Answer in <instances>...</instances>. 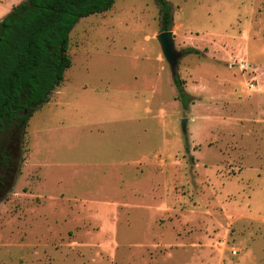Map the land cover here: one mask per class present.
<instances>
[{
    "label": "rangeland",
    "instance_id": "obj_1",
    "mask_svg": "<svg viewBox=\"0 0 264 264\" xmlns=\"http://www.w3.org/2000/svg\"><path fill=\"white\" fill-rule=\"evenodd\" d=\"M167 1L194 103L153 0L82 18L0 200V264H264V0Z\"/></svg>",
    "mask_w": 264,
    "mask_h": 264
},
{
    "label": "trees",
    "instance_id": "obj_2",
    "mask_svg": "<svg viewBox=\"0 0 264 264\" xmlns=\"http://www.w3.org/2000/svg\"><path fill=\"white\" fill-rule=\"evenodd\" d=\"M115 1L24 0L0 20V200L10 192L18 173V149L30 118L49 102L71 67L67 53L71 31L82 18L110 11ZM153 1L161 32L170 31L172 5ZM181 54L201 52L188 47ZM172 80L175 100L187 110L194 99L178 75Z\"/></svg>",
    "mask_w": 264,
    "mask_h": 264
},
{
    "label": "water",
    "instance_id": "obj_3",
    "mask_svg": "<svg viewBox=\"0 0 264 264\" xmlns=\"http://www.w3.org/2000/svg\"><path fill=\"white\" fill-rule=\"evenodd\" d=\"M157 41L160 44L163 55L170 67L171 75L175 76L177 74V68L182 54L180 52L175 51L174 49L172 32L171 31L161 32L157 37ZM186 125H187V120L186 119L181 120V127L183 131L186 130Z\"/></svg>",
    "mask_w": 264,
    "mask_h": 264
},
{
    "label": "built area",
    "instance_id": "obj_4",
    "mask_svg": "<svg viewBox=\"0 0 264 264\" xmlns=\"http://www.w3.org/2000/svg\"><path fill=\"white\" fill-rule=\"evenodd\" d=\"M233 254H236V252H235V251H233Z\"/></svg>",
    "mask_w": 264,
    "mask_h": 264
},
{
    "label": "crops",
    "instance_id": "obj_5",
    "mask_svg": "<svg viewBox=\"0 0 264 264\" xmlns=\"http://www.w3.org/2000/svg\"><path fill=\"white\" fill-rule=\"evenodd\" d=\"M12 7H13V6H11V9H12ZM0 20H1V19H0ZM62 84H63V83H62ZM62 84H61V85H62ZM59 87H60V86H59Z\"/></svg>",
    "mask_w": 264,
    "mask_h": 264
}]
</instances>
